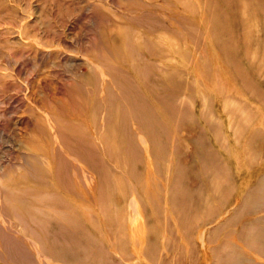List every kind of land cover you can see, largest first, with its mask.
Masks as SVG:
<instances>
[{"label": "rangeland", "instance_id": "rangeland-1", "mask_svg": "<svg viewBox=\"0 0 264 264\" xmlns=\"http://www.w3.org/2000/svg\"><path fill=\"white\" fill-rule=\"evenodd\" d=\"M0 264H264V0H0Z\"/></svg>", "mask_w": 264, "mask_h": 264}]
</instances>
